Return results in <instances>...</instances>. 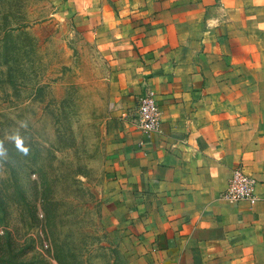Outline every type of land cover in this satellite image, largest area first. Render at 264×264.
I'll return each instance as SVG.
<instances>
[{"label":"crops","instance_id":"0c3cea01","mask_svg":"<svg viewBox=\"0 0 264 264\" xmlns=\"http://www.w3.org/2000/svg\"><path fill=\"white\" fill-rule=\"evenodd\" d=\"M108 69L120 113L145 92L159 130L108 131V207L129 264H264V0H57ZM256 201L219 199L230 172Z\"/></svg>","mask_w":264,"mask_h":264},{"label":"rangeland","instance_id":"374dc122","mask_svg":"<svg viewBox=\"0 0 264 264\" xmlns=\"http://www.w3.org/2000/svg\"><path fill=\"white\" fill-rule=\"evenodd\" d=\"M81 28L57 0H0V242L14 264H129L130 230L107 206V134L136 129V103L120 113Z\"/></svg>","mask_w":264,"mask_h":264},{"label":"built area","instance_id":"2783aa9c","mask_svg":"<svg viewBox=\"0 0 264 264\" xmlns=\"http://www.w3.org/2000/svg\"><path fill=\"white\" fill-rule=\"evenodd\" d=\"M136 129L142 134H153L159 130V109L151 95L142 94L136 101ZM255 180L241 168L230 172L226 186L219 194V199L230 203H245L251 206L255 201Z\"/></svg>","mask_w":264,"mask_h":264},{"label":"trees","instance_id":"16d2710c","mask_svg":"<svg viewBox=\"0 0 264 264\" xmlns=\"http://www.w3.org/2000/svg\"><path fill=\"white\" fill-rule=\"evenodd\" d=\"M1 210V209H0ZM46 232H48V230L46 231ZM48 234V233H47ZM2 244H1V242H0V264H14V263H11V258H6V257H4V255L2 254ZM55 260V262H56V264H65L63 261H62V259H61V261H60V259L57 257V259L55 258L54 259ZM17 264H20V263H17Z\"/></svg>","mask_w":264,"mask_h":264},{"label":"clouds","instance_id":"9594fccd","mask_svg":"<svg viewBox=\"0 0 264 264\" xmlns=\"http://www.w3.org/2000/svg\"><path fill=\"white\" fill-rule=\"evenodd\" d=\"M22 127L26 126L24 124L21 125ZM10 139H13V140H16L18 143H22V141H20L19 139V135L17 134L16 136H13V137H9ZM3 143L0 142V154H3Z\"/></svg>","mask_w":264,"mask_h":264}]
</instances>
